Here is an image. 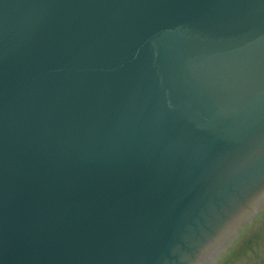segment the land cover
I'll list each match as a JSON object with an SVG mask.
<instances>
[{
  "label": "water",
  "instance_id": "1",
  "mask_svg": "<svg viewBox=\"0 0 264 264\" xmlns=\"http://www.w3.org/2000/svg\"><path fill=\"white\" fill-rule=\"evenodd\" d=\"M264 208V0H0V264H215Z\"/></svg>",
  "mask_w": 264,
  "mask_h": 264
},
{
  "label": "rangeland",
  "instance_id": "2",
  "mask_svg": "<svg viewBox=\"0 0 264 264\" xmlns=\"http://www.w3.org/2000/svg\"><path fill=\"white\" fill-rule=\"evenodd\" d=\"M233 235L226 250L218 251L215 264H264V208Z\"/></svg>",
  "mask_w": 264,
  "mask_h": 264
}]
</instances>
